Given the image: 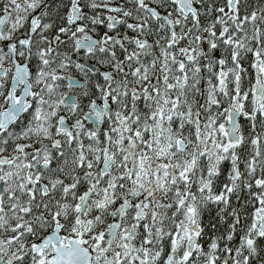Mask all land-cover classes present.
<instances>
[{"label": "snow or ice", "instance_id": "snow-or-ice-1", "mask_svg": "<svg viewBox=\"0 0 264 264\" xmlns=\"http://www.w3.org/2000/svg\"><path fill=\"white\" fill-rule=\"evenodd\" d=\"M0 264H264V2L0 0Z\"/></svg>", "mask_w": 264, "mask_h": 264}, {"label": "flooded vegetation", "instance_id": "flooded-vegetation-1", "mask_svg": "<svg viewBox=\"0 0 264 264\" xmlns=\"http://www.w3.org/2000/svg\"><path fill=\"white\" fill-rule=\"evenodd\" d=\"M263 2H264V0H263ZM102 31H103V29H101V32H102ZM129 35H133V33H129ZM147 38H148L149 41L151 42L152 39H153V36L149 35ZM73 94H75V90H73Z\"/></svg>", "mask_w": 264, "mask_h": 264}, {"label": "trees", "instance_id": "trees-1", "mask_svg": "<svg viewBox=\"0 0 264 264\" xmlns=\"http://www.w3.org/2000/svg\"><path fill=\"white\" fill-rule=\"evenodd\" d=\"M262 2H263V0H262ZM233 201L235 202V197H233ZM208 219H209L208 217L205 218V224L208 223Z\"/></svg>", "mask_w": 264, "mask_h": 264}]
</instances>
